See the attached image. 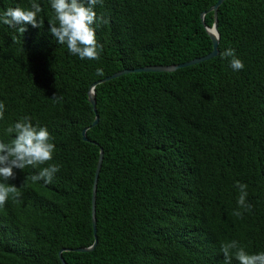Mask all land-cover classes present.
<instances>
[{
    "label": "trees",
    "instance_id": "obj_1",
    "mask_svg": "<svg viewBox=\"0 0 264 264\" xmlns=\"http://www.w3.org/2000/svg\"><path fill=\"white\" fill-rule=\"evenodd\" d=\"M217 0H103L94 11L109 19L95 28L98 60L80 59L49 32L50 0L41 28L0 23V141L24 116L46 127L53 158L14 169L19 198L0 207V264H61L62 249L94 241L91 199L96 186L97 244L62 252L66 264H224L221 245L239 242L264 252V0H225L218 8V56L175 72L111 74L169 66L211 51L209 8ZM32 0H0L30 10ZM232 48L244 68L220 54ZM103 75H97V69ZM57 99L53 98V95ZM95 142L97 145L91 143ZM51 164L49 184L31 177ZM246 184L251 211L237 209L236 182ZM231 264H239L233 258Z\"/></svg>",
    "mask_w": 264,
    "mask_h": 264
},
{
    "label": "clouds",
    "instance_id": "obj_2",
    "mask_svg": "<svg viewBox=\"0 0 264 264\" xmlns=\"http://www.w3.org/2000/svg\"><path fill=\"white\" fill-rule=\"evenodd\" d=\"M103 0H50V7L54 13L52 20L48 22L50 34L56 38L60 45H66L68 52L78 55L80 59L98 60L102 45L97 42L95 28L93 25L108 24L109 19L103 15L98 16L94 11L97 4ZM43 11L41 5L32 0L30 10L20 7H9L0 14V23L16 28L20 34L27 31L26 25L33 28L43 26L39 14ZM222 59H227L233 71H240L244 68L243 62L235 55V50L227 48L220 54ZM97 75H103L102 69L96 70ZM54 99L55 94L53 95ZM5 105L0 102V119H3ZM14 134L11 143L0 141V180L8 182L16 178L14 169L23 170L26 166L36 168L52 160L55 150L52 137L46 127L39 124L33 125L30 117L24 116L14 124L5 129V135ZM60 171V166L51 164L33 175L34 182L41 181L49 184ZM235 187L239 190L237 209L233 215L240 218L244 211H251L252 205L247 202V185L239 181ZM10 194L13 199L19 198V192L14 184L0 183V207H3ZM224 257V264H231L235 258L239 264H264V252L249 254L239 242L232 240L221 245L220 249Z\"/></svg>",
    "mask_w": 264,
    "mask_h": 264
},
{
    "label": "water",
    "instance_id": "obj_3",
    "mask_svg": "<svg viewBox=\"0 0 264 264\" xmlns=\"http://www.w3.org/2000/svg\"><path fill=\"white\" fill-rule=\"evenodd\" d=\"M225 0H217L215 2L214 5H212L208 12H212L213 13V23L211 27H207L205 25L204 22V16L206 14V12L201 13L200 15V21L201 24L203 26V28L205 29L208 37L211 40V51L202 56V57H198L195 59H192L190 61L181 63V64H175V65H169V66H146V67H140V68H136V69H124L118 72H115L113 74H111L110 76H107L105 78H102L94 83H92L89 88H88V92H87V99L88 102L91 104L93 112H94V120L92 122V124L89 127H86L82 130V139L85 142H90V140L87 138L86 136V132L89 128L95 126L98 123V115L96 112V100H95V87L97 85H100L102 83L108 82L110 80L116 79L120 76L126 75V74H130V73H141V72H166V73H171V72H175L178 69L181 68H185L188 66H192L195 64H199L201 62L207 61L209 59H212L216 56H218L219 51H218V43H219V34H218V30H217V12H218V8L221 6V4L224 2ZM95 145H97L95 142H91ZM102 159H103V150L100 148L99 149V156H98V161H97V165H96V170H95V174H94V181H93V191H92V199H91V222H92V230H93V237H94V241L92 243L91 246L86 247V248H75V249H62L58 252V258L61 262V264H66L65 260L62 258V252L66 251H74V252H79V253H84V252H90L92 251L96 244H97V236H96V218H95V200H96V186H97V181H98V176H99V172H100V168H101V164H102Z\"/></svg>",
    "mask_w": 264,
    "mask_h": 264
}]
</instances>
